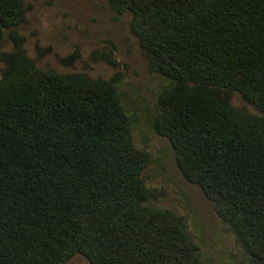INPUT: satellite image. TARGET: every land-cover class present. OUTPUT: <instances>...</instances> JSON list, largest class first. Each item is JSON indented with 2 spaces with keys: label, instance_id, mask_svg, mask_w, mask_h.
Returning <instances> with one entry per match:
<instances>
[{
  "label": "trees",
  "instance_id": "1",
  "mask_svg": "<svg viewBox=\"0 0 264 264\" xmlns=\"http://www.w3.org/2000/svg\"><path fill=\"white\" fill-rule=\"evenodd\" d=\"M175 84L156 131L249 255L264 264V0H116ZM21 16L0 0L1 28ZM0 264H201L180 221L143 205L145 158L116 90L1 55Z\"/></svg>",
  "mask_w": 264,
  "mask_h": 264
},
{
  "label": "rangeland",
  "instance_id": "2",
  "mask_svg": "<svg viewBox=\"0 0 264 264\" xmlns=\"http://www.w3.org/2000/svg\"><path fill=\"white\" fill-rule=\"evenodd\" d=\"M20 18L1 28V55H23L29 65L73 80L113 87L129 119L134 147L145 158L143 205L178 219L201 264H249L232 225L222 219L201 187L187 180L175 150L155 122L160 99L175 81L158 71L130 29L131 13L116 0H18ZM5 65L0 61V80ZM229 102L249 116L264 113L236 91ZM64 264H89L76 254Z\"/></svg>",
  "mask_w": 264,
  "mask_h": 264
}]
</instances>
